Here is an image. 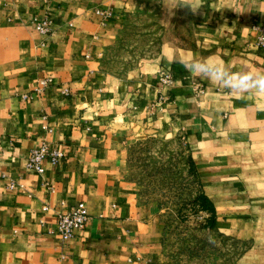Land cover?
<instances>
[{
    "label": "crops",
    "instance_id": "crops-1",
    "mask_svg": "<svg viewBox=\"0 0 264 264\" xmlns=\"http://www.w3.org/2000/svg\"><path fill=\"white\" fill-rule=\"evenodd\" d=\"M153 2L166 33L158 50L123 75L104 69L127 16ZM153 2L0 0V264H183L164 247L162 208L126 169L129 146L175 136L215 228L247 245L224 264H264V95L241 97L185 68L195 56L264 72L253 26L264 0ZM44 16L46 34L34 28ZM44 76L50 85L25 98ZM42 141L64 155L37 172L26 158ZM79 201L87 222L63 240L57 214Z\"/></svg>",
    "mask_w": 264,
    "mask_h": 264
},
{
    "label": "rangeland",
    "instance_id": "rangeland-1",
    "mask_svg": "<svg viewBox=\"0 0 264 264\" xmlns=\"http://www.w3.org/2000/svg\"><path fill=\"white\" fill-rule=\"evenodd\" d=\"M153 2V0H151ZM156 7L127 16L115 43L101 58L104 69L123 75L158 50L166 33L156 23ZM183 138H148L127 149V176L139 194L162 208L165 248L183 264L230 263L244 245L221 237L203 225L204 212L193 205L199 184L189 164Z\"/></svg>",
    "mask_w": 264,
    "mask_h": 264
},
{
    "label": "built area",
    "instance_id": "built-area-1",
    "mask_svg": "<svg viewBox=\"0 0 264 264\" xmlns=\"http://www.w3.org/2000/svg\"><path fill=\"white\" fill-rule=\"evenodd\" d=\"M99 13L106 17L110 14L109 10H98ZM257 30V37L255 44L259 48H264V22L253 25ZM34 28L41 33H49L51 29L50 19L48 16H44L41 19H36ZM160 79L162 82L169 84L172 82L170 72L166 70L160 71ZM52 82L51 77L44 76L37 80L33 86L31 92L24 94L25 98L32 97V94L42 92ZM65 93L68 89L63 88ZM63 151L55 146L49 145L48 142L42 141L38 146L30 149L26 158V166L35 169L37 172H42L44 159L50 160L52 163H56L63 157ZM44 208H48L44 206ZM88 211L83 201L71 206L68 210L59 212L57 214V233L61 239L66 240L72 237L77 229L83 228L88 219Z\"/></svg>",
    "mask_w": 264,
    "mask_h": 264
},
{
    "label": "clouds",
    "instance_id": "clouds-1",
    "mask_svg": "<svg viewBox=\"0 0 264 264\" xmlns=\"http://www.w3.org/2000/svg\"><path fill=\"white\" fill-rule=\"evenodd\" d=\"M191 9L195 11L198 8ZM185 68L191 75L209 80L241 97L248 94L264 95V72L247 68L236 72L223 61L212 57L197 58L195 56L185 65Z\"/></svg>",
    "mask_w": 264,
    "mask_h": 264
},
{
    "label": "trees",
    "instance_id": "trees-1",
    "mask_svg": "<svg viewBox=\"0 0 264 264\" xmlns=\"http://www.w3.org/2000/svg\"><path fill=\"white\" fill-rule=\"evenodd\" d=\"M187 150V148H186ZM188 160H189V164L192 168V171L195 173L197 182L199 184V188L197 193L195 194L194 200H193V205L200 211L204 212V222L203 225L206 229L211 230L212 233H215L221 237H226L229 238L231 240H234L236 243H243L244 245L241 247V249L237 252L236 256L244 249V247H246V243L241 241V240H237L231 236H227L219 231H217V229L215 228V207L213 202L210 200V198L203 192V190L201 189L200 186V182H199V177L197 175V171L194 165L193 160L191 159L190 155L188 154ZM160 207V204H158ZM161 208V207H160ZM164 235H165V225H164ZM164 247H165V236H164ZM171 254V253H170ZM172 255V254H171ZM173 257H175L174 255H172ZM235 256V257H236ZM177 258V257H175ZM234 260V259H233ZM233 260L230 262L232 263Z\"/></svg>",
    "mask_w": 264,
    "mask_h": 264
}]
</instances>
